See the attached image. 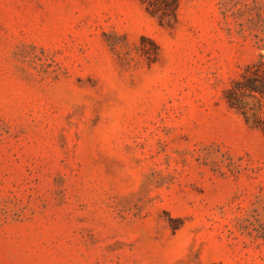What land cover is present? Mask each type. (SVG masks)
<instances>
[{
	"label": "rangeland",
	"instance_id": "rangeland-1",
	"mask_svg": "<svg viewBox=\"0 0 264 264\" xmlns=\"http://www.w3.org/2000/svg\"><path fill=\"white\" fill-rule=\"evenodd\" d=\"M263 46L264 0H184L172 27L0 0V264H264V135L224 96Z\"/></svg>",
	"mask_w": 264,
	"mask_h": 264
},
{
	"label": "trees",
	"instance_id": "trees-1",
	"mask_svg": "<svg viewBox=\"0 0 264 264\" xmlns=\"http://www.w3.org/2000/svg\"><path fill=\"white\" fill-rule=\"evenodd\" d=\"M146 12L156 18L161 25L172 27L179 17V9L184 0H140ZM143 53L151 63L160 56V46L149 37H142ZM264 49V46H263ZM228 105L238 111L253 128L264 135V54L246 65L240 76L232 81L224 91Z\"/></svg>",
	"mask_w": 264,
	"mask_h": 264
}]
</instances>
